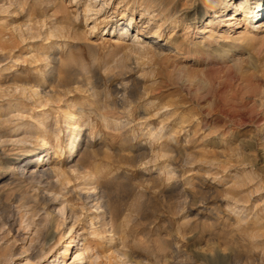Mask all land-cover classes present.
Segmentation results:
<instances>
[{
    "label": "rangeland",
    "instance_id": "374dc122",
    "mask_svg": "<svg viewBox=\"0 0 264 264\" xmlns=\"http://www.w3.org/2000/svg\"><path fill=\"white\" fill-rule=\"evenodd\" d=\"M64 1L86 19L51 0H0V264H264V27L253 30L264 12L230 27L228 53L185 54L136 36L159 32L158 8L184 0H148L150 11L139 0ZM213 1L216 17L244 18L245 0ZM54 66L74 83L44 76ZM24 71H37L43 92L14 80ZM45 152L49 180L3 164ZM91 197L112 207L103 237L91 238L103 213Z\"/></svg>",
    "mask_w": 264,
    "mask_h": 264
},
{
    "label": "bare ground",
    "instance_id": "6f19581e",
    "mask_svg": "<svg viewBox=\"0 0 264 264\" xmlns=\"http://www.w3.org/2000/svg\"><path fill=\"white\" fill-rule=\"evenodd\" d=\"M51 1L55 9L63 11L64 13H68V15L69 13H75L78 16L84 14L83 17L86 19L85 11L80 10V5L78 2L74 3L71 1L69 4H67L64 0H51ZM120 2L124 3L125 5H128L131 2V0H120ZM149 2L150 1L148 0H139V3L137 6L138 7L144 6L145 11H150V9L153 8V5L149 4ZM188 4H189L188 0H184L183 8H187ZM239 4L240 5L238 6V10H240L244 14V18L234 23L230 21L234 19V17H232L230 14H226L223 16L220 15L216 17L215 14L218 13L216 10L218 7V2L216 1L215 3L213 0H192L188 10H182L183 9L182 8L178 11L177 10L178 4L177 5L172 4L171 7H168L166 9H164V6H160L158 8V12L153 17L154 20H156V24L158 26L157 31L159 32H151V31L147 32L144 30L137 29L136 36L138 37V41L142 40L143 38L146 41V44H150L151 46L155 44L163 46L167 43H170V49L172 48V51L170 53L174 52V53L187 54V52H190L191 50H195L199 54L203 52H209V51L214 52V53H217L219 51L223 53H228L231 47L230 45L228 46V43L231 42L229 41V39L231 38L230 36L231 28L230 27L233 25H236V26L240 25L241 21L246 22V25L252 24L254 23V20L258 19L260 15L259 13L264 12V0H255V3H254L255 7L250 12L248 11L247 0L240 2ZM202 7H204V11ZM229 7H230V1H227L221 7L223 10L222 12L227 11ZM125 10H127V7L125 8ZM131 11L133 10L131 9ZM209 12L214 13V15L210 16ZM208 16L209 18L203 21V27L200 30V33L205 34V36L199 41L196 39V37H194V39H191L190 38L191 36H189L190 32H195L193 35L197 34L196 28L199 22L198 19L200 17L204 18ZM65 19L63 17L57 22L63 23L65 22L64 21ZM186 23L189 25H185ZM180 27L181 28L183 27V29L185 30L182 35L175 33V30ZM263 27H264V19L262 21H257L253 26V30L258 31L262 29ZM166 28H170L172 32H171V35L168 37V40L163 44L162 42L164 40H162L161 38L164 35ZM114 31L115 29L111 31L112 35L114 34ZM129 32H130V29L127 28V25H124L118 28L117 34H119V36L121 37H126L129 34ZM55 60H56L55 58L50 59L51 62H55ZM60 69L54 66V68L52 70L47 71L44 74V76H46L47 78L49 77V79L51 80L57 79L60 87H67L71 85L72 83H74V79L70 75V73L60 70ZM14 77H15L14 80L19 81L22 84L25 83L26 78L31 77L34 83L33 86H36L37 88L41 89L40 90L41 92H43V87L39 85V83H36L37 71H33L31 75H30V72H27V71L19 72V73H16ZM74 118H75L74 114H69L66 120L67 123H69V121H71ZM74 128L76 131L74 132L72 139L78 138L82 131V127L80 125H76ZM77 146L78 144H76V142L73 141L72 144L70 145V148H71L69 150L70 156H72V154H76L75 157H77L80 154L77 151L78 149ZM48 156H49V152H45V154L43 156H40L38 160L37 159L33 160L32 156L25 160L21 158H11L8 156H3L2 159H3V164H5V166H7L8 169L9 168L13 169L14 166H17L22 173L29 172L34 175L39 174L40 178L49 180L51 178L52 172H51V169L45 168L46 163L43 161L44 158ZM75 157L72 160V162L74 161V164L71 166L77 167V163L81 161V159H79L78 157V159L75 160ZM50 158L51 156L47 159V161ZM52 163H54V160ZM59 171H60V174H59ZM63 174L66 175L65 171H63L61 168H58V172L55 175L58 176V175H63ZM91 198H92L91 202L96 201V205H95L96 208L100 209V211L103 212L102 214H100L98 218L96 217L95 223L99 224V228L94 229V231L91 233L92 234L91 238H95V234L97 236L102 235L103 237L104 232L108 231L107 226L109 225L110 220H111L110 219L111 215L113 214V211L111 209L112 207L110 208L109 205H106L104 208L103 207L101 208V205H97V204H100L99 201L97 202L99 197H96V198L91 197ZM46 204H49V202H46ZM51 214L52 215H51L50 224L47 226L46 231L43 235L44 242L46 244L50 243L52 240L55 239V232H56L55 225H56L57 220H55L54 213L52 212ZM70 231L71 232L69 233V235L73 232L72 226L70 227ZM90 243L88 244L87 249H89ZM93 243L96 244L95 241ZM67 254L69 253L66 250L63 251V255H67Z\"/></svg>",
    "mask_w": 264,
    "mask_h": 264
}]
</instances>
